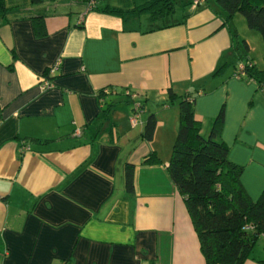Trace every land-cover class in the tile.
<instances>
[{"label": "crops", "instance_id": "1", "mask_svg": "<svg viewBox=\"0 0 264 264\" xmlns=\"http://www.w3.org/2000/svg\"><path fill=\"white\" fill-rule=\"evenodd\" d=\"M150 1L98 0L85 13L84 0H3L0 264H206L167 172L178 127L170 92L193 98L204 138L224 111L228 160L252 200L264 190V92L233 77L249 41L223 24L216 0H190L170 18L103 12ZM151 152L160 163L143 164ZM259 243L244 264H264Z\"/></svg>", "mask_w": 264, "mask_h": 264}, {"label": "trees", "instance_id": "2", "mask_svg": "<svg viewBox=\"0 0 264 264\" xmlns=\"http://www.w3.org/2000/svg\"><path fill=\"white\" fill-rule=\"evenodd\" d=\"M192 2L152 0L132 11L106 8L103 12L122 18L128 14H148L152 19L170 18L176 7L185 10ZM213 11L223 18L225 26H230L234 16L241 14L247 27L258 32L264 41V0H216ZM6 12L4 2L0 0V19ZM174 25L176 22L171 21L167 27ZM245 50L244 47L239 65L234 70L241 65L244 75L240 79L254 82L264 92V70L255 66ZM169 95L171 102L177 101L178 127L167 172L184 199L200 252L206 264H244L254 247L264 239V190L252 200L241 182L243 168L228 160V146L219 138L224 111L218 113L210 135L204 138L194 115L193 98L188 94L174 100L171 92ZM111 107L102 110L103 116H107ZM142 108V103H138L134 111ZM156 124L155 116L150 115L142 138L151 141ZM158 163L160 160L154 152L143 161V164ZM133 170L132 165L124 168V185L128 194L134 192Z\"/></svg>", "mask_w": 264, "mask_h": 264}, {"label": "rangeland", "instance_id": "3", "mask_svg": "<svg viewBox=\"0 0 264 264\" xmlns=\"http://www.w3.org/2000/svg\"><path fill=\"white\" fill-rule=\"evenodd\" d=\"M234 18L232 27L234 30H237L236 33H239V41L241 44H243L244 38L249 41V50L247 52L248 56L254 60L258 69L264 70V41L261 35L247 27L245 18L241 14H237L236 19ZM235 59L237 62L239 61L238 58ZM259 242V244L264 246L263 239H261Z\"/></svg>", "mask_w": 264, "mask_h": 264}, {"label": "built area", "instance_id": "4", "mask_svg": "<svg viewBox=\"0 0 264 264\" xmlns=\"http://www.w3.org/2000/svg\"><path fill=\"white\" fill-rule=\"evenodd\" d=\"M97 1H98V0H84V2H85V4H86V11H85V13H86V12H90V11L95 10V9H96ZM83 16H84V14L80 16L79 23L82 22V20H83ZM55 69H56V68H52V70H51L50 72L52 73ZM242 75H244V73H243V71H242V66L240 65V66L237 68V71L234 72L233 77L236 78V79H240ZM45 87H49V86H48V82L45 83ZM137 114H138L137 111L134 112L133 117L130 119V122H131L132 124H135V122H136V118H137V116H138Z\"/></svg>", "mask_w": 264, "mask_h": 264}]
</instances>
